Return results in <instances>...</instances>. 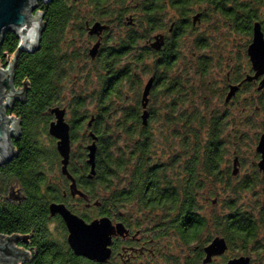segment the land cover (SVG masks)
<instances>
[{
  "label": "flooded vegetation",
  "instance_id": "obj_1",
  "mask_svg": "<svg viewBox=\"0 0 264 264\" xmlns=\"http://www.w3.org/2000/svg\"><path fill=\"white\" fill-rule=\"evenodd\" d=\"M131 2L122 27L101 22L108 25L101 37L88 33L87 62L119 64L113 74L110 71L112 98L123 103L116 111L115 149L109 150L106 143L101 160L95 116L73 125L66 112L71 127L68 171L82 195L72 194V182L62 174L58 154L60 174L49 179L51 191L42 188L48 195L46 207L55 237L83 264H264V171L256 151L264 134V88H260L264 74L254 78L249 56L256 23L264 36V0ZM99 40L98 54L92 59L89 50ZM92 78L95 83L86 99L104 101L110 87L102 88L95 73ZM233 86L238 89L227 100ZM196 115L209 117L212 125L218 118L226 133H233L235 125L244 128L245 123L263 130L255 135L254 157L244 159L233 151L228 158H204L200 121L188 125V117ZM20 128L14 143L23 137L21 121ZM191 130L199 135L197 143H187ZM93 136L97 152L90 177L87 147ZM51 138L56 147L57 140ZM193 143L195 153L187 149ZM17 154L0 167L10 166ZM112 161L117 163L116 173ZM8 181L0 184V204H29L26 185L15 177ZM240 181L249 182V189L236 196ZM52 203L64 205L87 224L102 218L110 221L105 260L74 254L63 218L50 213ZM251 228L257 229L254 236ZM36 235L37 230L16 234L20 238L14 245L26 251ZM216 239H223L221 250L210 249ZM38 256L36 250L19 262L31 264Z\"/></svg>",
  "mask_w": 264,
  "mask_h": 264
},
{
  "label": "trees",
  "instance_id": "obj_2",
  "mask_svg": "<svg viewBox=\"0 0 264 264\" xmlns=\"http://www.w3.org/2000/svg\"><path fill=\"white\" fill-rule=\"evenodd\" d=\"M131 5V0H53L47 5L40 4L39 10L45 14L46 24L40 50L34 53L21 51L18 54L13 82L17 89L27 86V92L24 100L18 101L14 109H9L6 113L20 119L23 137L20 143H14L18 153L15 161L10 166L0 167V184L3 187L4 183L8 180L11 182L14 177L20 179L26 185L30 203L21 207L8 206L3 202L0 204V234L12 236L37 230L33 243L25 248L28 256L39 251L38 258L31 264H83L73 258L70 252H66L62 239L55 237L50 228L52 220L46 207L48 195L42 193L43 186L51 191L52 183L49 179L52 177L56 180V175L60 174L55 141L48 134L53 119L50 111L57 106L66 107L73 125L95 116L94 129L99 136V159L103 157L106 143L109 150L115 149L116 111L123 101L112 98L114 83L111 81L110 71L113 74L119 64L106 62L105 65H90L87 62L88 23L100 21L122 27L123 17L130 12ZM129 40L128 36V45ZM18 45L19 40L14 33L4 35L0 45L1 66L11 62ZM94 73L102 88L110 87L104 101L86 99L89 87L95 83L92 78ZM115 93L118 94V91ZM188 120H191L188 125L192 126L200 121L198 125L202 127V142L206 143L203 146L204 158L230 157L233 140H238L245 129H255L247 127L250 125L245 123L244 128L235 125L233 133H226L218 123V118L213 125L209 117L202 115L188 117ZM44 134L49 135L52 143L50 155L41 139ZM198 136L195 130L187 131V143H197ZM194 143L188 145L187 149L195 153L197 146ZM110 165L116 173L117 163L112 161ZM248 184L250 183L244 181L236 183V196L249 189ZM256 231V228H251V236Z\"/></svg>",
  "mask_w": 264,
  "mask_h": 264
},
{
  "label": "water",
  "instance_id": "obj_3",
  "mask_svg": "<svg viewBox=\"0 0 264 264\" xmlns=\"http://www.w3.org/2000/svg\"><path fill=\"white\" fill-rule=\"evenodd\" d=\"M53 0H0V45L4 35L8 32L14 33L19 45L17 52L8 65L0 67V166L6 164L16 155L14 141L20 136V120L8 116L4 111L5 106L9 109L18 101H23L27 92L24 88H15L13 82L14 66L19 52L27 51L34 53L38 50L42 34L45 30V14L39 10L40 4H50ZM108 25L95 22L88 26L89 35L101 37ZM100 40L89 50V55L94 59L99 51ZM249 56L256 71V77L264 74V36L259 23L254 26L253 42L249 48ZM252 78H249L251 80ZM151 82L144 90L143 99L149 94ZM260 88H264V80ZM237 86L231 87L227 96L230 100L237 91ZM66 108L59 106L51 109L50 113L54 120L50 123L48 134L57 140L56 149L61 157V172L71 180V192L73 195L82 193L77 189L75 179L68 171V164L71 152L70 125L66 122ZM145 118V114L143 116ZM92 122V121H91ZM91 122L89 125H91ZM94 142L87 147L88 164L92 167L90 177L94 174L97 145V137L93 136ZM256 151L261 155L259 162L260 170L264 171V134H261L256 146ZM238 158H235L234 166L237 167ZM238 169L233 171L236 175ZM51 215L60 214L63 218L69 235L67 242L77 256L88 257L92 260L103 261L108 257L106 246L112 232L111 223L108 219L102 218L90 224L85 223L81 218L72 214L64 205L52 203L49 206ZM18 236H5L0 234V264H20L19 261L28 257L23 249L14 246L19 239ZM224 247L223 239H216L210 249ZM9 261V262H8Z\"/></svg>",
  "mask_w": 264,
  "mask_h": 264
},
{
  "label": "rangeland",
  "instance_id": "obj_4",
  "mask_svg": "<svg viewBox=\"0 0 264 264\" xmlns=\"http://www.w3.org/2000/svg\"><path fill=\"white\" fill-rule=\"evenodd\" d=\"M81 78H82V74H81ZM7 110H8V108L5 106L4 111H7ZM67 118H69L68 115H67ZM263 130H259V129L247 130V129H245L243 131L242 135L239 136L238 140H233V145H232V147H230V151H231L230 157H232L233 151H237L238 155H240V157L244 158V159L254 157V155H255L254 138H255L256 133L263 131ZM41 139L45 145L44 148L46 149L47 153H49V155H50V153H52L51 152V144L52 143L49 139V135L44 134L41 136ZM50 228H52V226H50ZM53 232H56V230ZM14 246L16 247V245H14Z\"/></svg>",
  "mask_w": 264,
  "mask_h": 264
},
{
  "label": "built area",
  "instance_id": "obj_5",
  "mask_svg": "<svg viewBox=\"0 0 264 264\" xmlns=\"http://www.w3.org/2000/svg\"><path fill=\"white\" fill-rule=\"evenodd\" d=\"M0 67H2V66L0 65Z\"/></svg>",
  "mask_w": 264,
  "mask_h": 264
}]
</instances>
